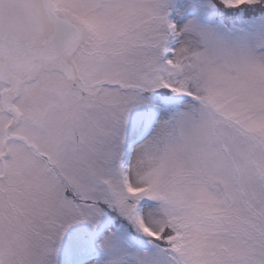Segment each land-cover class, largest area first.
<instances>
[{
	"label": "snow or ice",
	"instance_id": "1",
	"mask_svg": "<svg viewBox=\"0 0 264 264\" xmlns=\"http://www.w3.org/2000/svg\"><path fill=\"white\" fill-rule=\"evenodd\" d=\"M0 264H264V0H0Z\"/></svg>",
	"mask_w": 264,
	"mask_h": 264
}]
</instances>
